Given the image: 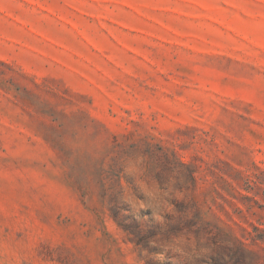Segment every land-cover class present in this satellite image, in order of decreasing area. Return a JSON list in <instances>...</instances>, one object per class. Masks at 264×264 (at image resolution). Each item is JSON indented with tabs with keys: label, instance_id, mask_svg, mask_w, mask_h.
Here are the masks:
<instances>
[{
	"label": "rangeland",
	"instance_id": "1",
	"mask_svg": "<svg viewBox=\"0 0 264 264\" xmlns=\"http://www.w3.org/2000/svg\"><path fill=\"white\" fill-rule=\"evenodd\" d=\"M179 233L264 264V0H0V264H189Z\"/></svg>",
	"mask_w": 264,
	"mask_h": 264
},
{
	"label": "clouds",
	"instance_id": "2",
	"mask_svg": "<svg viewBox=\"0 0 264 264\" xmlns=\"http://www.w3.org/2000/svg\"><path fill=\"white\" fill-rule=\"evenodd\" d=\"M138 163H143V157H139L137 160ZM138 186L146 192L151 198L155 199L161 194V189L158 184H154V191H148L146 185L142 181H137ZM177 198H183V194L177 190ZM126 202L129 203L133 209L139 211L145 208V204L138 199L135 195L132 194L130 198L126 199ZM166 208L169 212L173 211V207L170 204H166ZM157 221L163 222L161 216L157 215ZM152 246H159L164 249V252H172L189 261V264H196V261L201 260L205 256H209L214 246L200 247V245L205 244L206 241L203 239L197 240V238L191 233H179L171 237L167 242H163L160 237L150 241ZM146 254V253H145ZM152 259L163 261L165 256L163 253H156L152 255ZM139 264H143V261H139Z\"/></svg>",
	"mask_w": 264,
	"mask_h": 264
}]
</instances>
